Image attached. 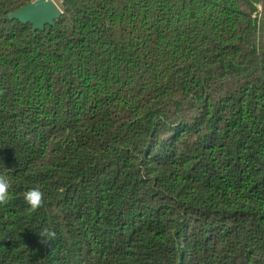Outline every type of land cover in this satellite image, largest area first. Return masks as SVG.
I'll list each match as a JSON object with an SVG mask.
<instances>
[{
  "label": "trees",
  "instance_id": "trees-1",
  "mask_svg": "<svg viewBox=\"0 0 264 264\" xmlns=\"http://www.w3.org/2000/svg\"><path fill=\"white\" fill-rule=\"evenodd\" d=\"M35 1L0 0V264H264V0Z\"/></svg>",
  "mask_w": 264,
  "mask_h": 264
},
{
  "label": "water",
  "instance_id": "water-1",
  "mask_svg": "<svg viewBox=\"0 0 264 264\" xmlns=\"http://www.w3.org/2000/svg\"><path fill=\"white\" fill-rule=\"evenodd\" d=\"M62 14L63 11L51 0H36L18 12L11 14V18L23 24H31L34 31H42L46 25L53 26Z\"/></svg>",
  "mask_w": 264,
  "mask_h": 264
},
{
  "label": "clouds",
  "instance_id": "clouds-1",
  "mask_svg": "<svg viewBox=\"0 0 264 264\" xmlns=\"http://www.w3.org/2000/svg\"><path fill=\"white\" fill-rule=\"evenodd\" d=\"M9 189L8 180L0 175V204L6 205L8 203ZM23 199L30 206L29 210L32 212L39 210L44 205V194L39 188H31L24 192ZM37 234L41 237V242L44 244H49L56 237V233L47 228L42 229Z\"/></svg>",
  "mask_w": 264,
  "mask_h": 264
},
{
  "label": "rangeland",
  "instance_id": "rangeland-1",
  "mask_svg": "<svg viewBox=\"0 0 264 264\" xmlns=\"http://www.w3.org/2000/svg\"><path fill=\"white\" fill-rule=\"evenodd\" d=\"M61 11H62V4L59 0H51Z\"/></svg>",
  "mask_w": 264,
  "mask_h": 264
}]
</instances>
